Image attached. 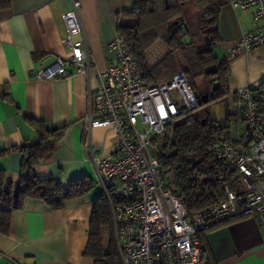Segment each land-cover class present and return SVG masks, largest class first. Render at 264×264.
Returning <instances> with one entry per match:
<instances>
[{
    "label": "crops",
    "instance_id": "0c3cea01",
    "mask_svg": "<svg viewBox=\"0 0 264 264\" xmlns=\"http://www.w3.org/2000/svg\"><path fill=\"white\" fill-rule=\"evenodd\" d=\"M78 1L83 35L94 60L89 84L95 87L97 72L114 63L109 44L117 34V24L127 19L122 13L132 7L133 0ZM69 8L70 0H9V6L0 9V95L8 93V98L0 99V150L35 140L28 119L42 120L48 127L65 126L51 155L35 166L38 177L51 176L64 186L83 177L93 181L90 149L94 156L104 158L116 145L112 130L86 129L88 79L83 74L72 71L70 77L54 80L33 76L38 67L65 55L63 14ZM260 24L264 22L254 20L252 9L224 4L218 19L221 40L212 45L214 53L225 57L230 44ZM186 39L202 46L194 35ZM227 60L231 124L238 112L236 91L246 84L264 82V45ZM66 67L73 70L69 64ZM22 158L18 149L0 157L7 181L18 180ZM93 183L102 194L101 187ZM91 191L57 210L39 199L27 198L20 209L12 211L9 231L0 232V264H94L83 255L95 198ZM200 240L202 264H264V231L253 216L211 225L199 233Z\"/></svg>",
    "mask_w": 264,
    "mask_h": 264
},
{
    "label": "built area",
    "instance_id": "2783aa9c",
    "mask_svg": "<svg viewBox=\"0 0 264 264\" xmlns=\"http://www.w3.org/2000/svg\"><path fill=\"white\" fill-rule=\"evenodd\" d=\"M233 7L252 9L264 22V0H227ZM80 2L70 0L63 14L64 56L38 67V80L67 78L72 71L88 79L86 129L105 127L116 136L114 151L98 158L90 149L93 181L107 200L120 264H202L198 233L211 225L253 216L264 231V110L254 98L255 86L236 93L238 112L230 124V138L213 148L214 158L239 173L240 191L224 186V198L206 210L188 215L172 180L159 167L157 140L166 126L200 102L184 71L158 82L145 83L123 36L109 44L114 63L96 74L79 17ZM82 34L81 38H76ZM264 45V24L257 25L226 48L225 58ZM69 64L73 70L68 69ZM210 95V92H208Z\"/></svg>",
    "mask_w": 264,
    "mask_h": 264
},
{
    "label": "trees",
    "instance_id": "16d2710c",
    "mask_svg": "<svg viewBox=\"0 0 264 264\" xmlns=\"http://www.w3.org/2000/svg\"><path fill=\"white\" fill-rule=\"evenodd\" d=\"M191 1L202 37L200 47L196 46L194 40L185 38L189 32L185 0H133L132 7L122 13L127 19H122L116 30L126 40L143 82H158L176 73L178 66L174 54L179 52L184 61L183 71L188 83L198 98L206 95L208 103L228 94L229 61L216 55L212 48L213 44L221 40L218 30L219 12L227 0ZM8 6L9 0H0V9ZM205 37L210 41L209 45H206ZM158 42H162L167 51L150 66L146 52ZM201 77L207 78L209 85L203 95L197 88V80ZM254 89V98L259 102L261 110H264V82ZM6 98L7 92L0 95V99ZM28 122L35 131V140L0 150V157L15 149L23 155L20 176L16 182L7 181L5 171L0 168L1 233L9 231L12 211L20 209L27 198L39 199L48 208L57 210L66 201L87 194L94 186L88 177L74 179L67 186L51 176L38 177L35 166L51 155L66 127H48L38 119H28ZM228 122L220 124L193 109L168 124L164 134L157 140L159 167L172 180L174 190L182 199L188 215L220 202L224 198L225 185L235 192L240 191L239 173L216 160L213 154V148L219 141L230 138V120ZM104 226L108 227L110 234L107 251L102 246ZM200 242L203 261V246ZM83 255L92 258L94 264H120L110 209L103 194L92 200L88 241Z\"/></svg>",
    "mask_w": 264,
    "mask_h": 264
},
{
    "label": "rangeland",
    "instance_id": "374dc122",
    "mask_svg": "<svg viewBox=\"0 0 264 264\" xmlns=\"http://www.w3.org/2000/svg\"><path fill=\"white\" fill-rule=\"evenodd\" d=\"M185 15L188 21L189 32L185 34V38L194 34L197 37L198 41H202V37L198 31L197 23H196V13L194 10V6L191 0H185ZM167 51V47L162 43H155L147 52L146 57L151 65L156 63V59L163 55V53ZM175 62L178 66V70L184 69V61L179 52L174 54ZM197 88L201 95L205 93L206 89H209V85L207 83V78L201 77L197 80ZM196 111L201 114H206L209 118L215 119L220 124H228V120L230 118L229 108L227 104V95L216 98L208 103L203 104L196 108ZM100 193V188L97 185H94L91 191V194L94 197H97ZM109 229L107 226L102 228V246L104 250H108L109 244Z\"/></svg>",
    "mask_w": 264,
    "mask_h": 264
},
{
    "label": "water",
    "instance_id": "95a60500",
    "mask_svg": "<svg viewBox=\"0 0 264 264\" xmlns=\"http://www.w3.org/2000/svg\"><path fill=\"white\" fill-rule=\"evenodd\" d=\"M206 45L210 44V41L207 39V37L204 38ZM199 102L201 103H206L207 102V97L206 95H203L202 97H199Z\"/></svg>",
    "mask_w": 264,
    "mask_h": 264
}]
</instances>
